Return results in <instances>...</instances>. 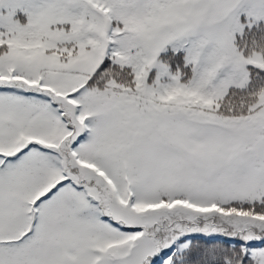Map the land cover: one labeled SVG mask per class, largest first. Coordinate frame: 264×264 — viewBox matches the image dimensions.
<instances>
[{"label":"snow or ice","instance_id":"obj_1","mask_svg":"<svg viewBox=\"0 0 264 264\" xmlns=\"http://www.w3.org/2000/svg\"><path fill=\"white\" fill-rule=\"evenodd\" d=\"M0 264H264V0H0Z\"/></svg>","mask_w":264,"mask_h":264}]
</instances>
